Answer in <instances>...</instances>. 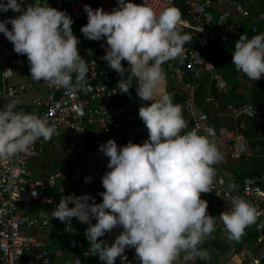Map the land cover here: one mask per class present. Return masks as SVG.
<instances>
[{
  "label": "clouds",
  "instance_id": "clouds-1",
  "mask_svg": "<svg viewBox=\"0 0 264 264\" xmlns=\"http://www.w3.org/2000/svg\"><path fill=\"white\" fill-rule=\"evenodd\" d=\"M9 9L20 14L0 20V33L16 53L27 56L31 78L50 86L83 90L90 70L79 54V39L69 14L49 6L47 0L43 5L34 0L26 8L23 0H0V12ZM85 12L88 22L81 32L91 40L106 38L103 59L124 77L118 82L119 90L128 93L135 78L141 103L151 102L142 103L138 112L148 139L123 147L114 139L102 144L99 150L109 158V170L102 177V202L95 203L90 194L68 195L61 198L51 216L61 222L75 217L87 223L88 253L98 255L105 264H116L117 257L126 261V247L135 248L140 264L205 260L208 253L199 245L215 231L216 220L208 213V202L201 193L210 191L213 165L223 160V154L206 130L202 133L196 126L184 131L187 122L182 105L173 102L171 93L161 91L166 81L163 65L182 55L191 33H181V13L173 7L157 12L144 2L117 0L111 12L87 5ZM232 65L251 80L264 76V32L251 38L240 36ZM8 74L9 70L3 71L5 79ZM20 103L12 99L0 107V159L25 153L38 139L48 141L57 132L47 117L24 111L18 107ZM89 179L86 177V182ZM92 218L96 223H91ZM219 219L228 239L238 241L245 228L256 221L257 210L240 198L230 211L220 213ZM118 225L123 231L113 243L98 239Z\"/></svg>",
  "mask_w": 264,
  "mask_h": 264
},
{
  "label": "built area",
  "instance_id": "built-area-1",
  "mask_svg": "<svg viewBox=\"0 0 264 264\" xmlns=\"http://www.w3.org/2000/svg\"><path fill=\"white\" fill-rule=\"evenodd\" d=\"M91 1L72 0L69 3V11L66 12L73 19L72 27L78 29L83 39L78 43V50L90 70L89 80L83 90L50 86L42 81L44 90L40 91L33 80L14 81L16 69L11 60L14 45L0 33V107L12 99L28 100L40 110L39 115L47 117L50 123L56 125L57 132L50 140L57 142L65 135L66 153L69 158L79 160H84L91 148L100 151V146L106 143L97 140L90 144L89 135L92 128L108 134L120 147L129 142L142 144L148 139V130L138 115L142 106L140 98L131 87L128 93L119 90L118 82L124 77L111 69L103 59L106 54V38L91 40L81 32L82 26L88 22L85 6L97 9L92 6ZM96 1L98 8L107 12L117 7V0ZM254 1L256 0H185L184 10L194 17L195 25L192 26L188 20L181 19L179 30L184 32L192 27V40L183 46L182 55L163 65L186 93L184 109L187 125L191 129L199 126L202 133L206 130L217 142L218 148H223L219 149L223 154V160L217 163L219 174L213 178L210 191L216 198L228 202L232 207L235 200L243 198L257 210L255 230L260 243V254L251 255L242 250L239 253L240 263L230 258L226 263L224 260V264H263L264 261V174H247L238 178L234 171L222 166L230 158L248 159L251 156L249 145L242 133L245 128L244 118L262 121L264 108L253 106L248 101L238 104L227 102L226 110L237 120L236 126H218L200 106L197 90L202 84L203 75L209 73L215 88L229 91L228 81L209 57L207 48L218 37L231 43L243 35L244 32L238 23L249 17L247 7ZM44 2L45 0H40L42 5ZM133 2H144L145 6L155 7L157 12L175 7V0ZM32 3L34 0H23V7L26 8ZM47 4L65 11L64 0H47ZM220 5L233 8L236 15L230 9L215 12V7ZM19 14L9 9L7 12H0V20ZM253 19L264 20V11L259 12ZM10 26L11 24L7 25L8 28ZM252 30L257 32L258 25L254 24ZM73 33L78 36L76 30H73ZM122 65L126 66L125 61H122ZM7 70L9 74L5 79L3 71ZM40 139L27 152L10 159H0V264H105L98 255L89 254V248L81 243L70 249L68 258L62 259L65 251L48 249L44 240L26 231L37 227L47 235L56 233L74 238L79 235L82 226L75 217L70 222L64 221L57 225L60 220L51 216L52 210L62 197L79 196L77 192L80 191V177L67 166H61L46 179L36 178L30 170L29 161L43 158V153L37 146ZM66 184L73 190H66ZM104 191L102 188H94L86 190L84 194H90L94 197V202L101 203L100 193ZM91 223H96V220H91ZM83 225L85 229L89 226L87 223ZM124 255L127 260L122 262L121 258L117 257L116 264H140L135 248H126ZM195 261V264H198L200 259Z\"/></svg>",
  "mask_w": 264,
  "mask_h": 264
},
{
  "label": "crops",
  "instance_id": "crops-1",
  "mask_svg": "<svg viewBox=\"0 0 264 264\" xmlns=\"http://www.w3.org/2000/svg\"><path fill=\"white\" fill-rule=\"evenodd\" d=\"M72 0H64L65 3V11H69V3ZM182 0V6L185 9V3ZM92 6L95 8L99 7V4L96 0L91 1ZM49 5V4H48ZM49 6H52L51 4ZM248 11H249V17L246 19H243L238 24L240 28L243 30L244 34L246 35L252 30V27L254 24L258 25V30L263 31L264 30V20H258L255 21L253 18L261 11H264V0H256L254 2H250L248 4ZM223 9H230L234 15H236V12L233 8H230L226 5H220L215 7V12L223 10ZM185 20V19H184ZM189 21V20H188ZM12 26L9 27L11 29ZM214 28V27H213ZM76 31L78 32V29L76 28ZM187 30L181 33H185ZM193 37V35L191 36ZM192 40V39H191ZM190 40V41H191ZM226 41L218 37V39L210 43L207 48V53L209 57L216 63L218 59L220 58L219 51L223 50L226 46H228ZM218 50V53H217ZM11 60L13 64L15 65L16 69V77L17 78H25L24 80L20 79L19 82H25L28 80H33L31 78L30 73V65L27 59L26 55L18 54L15 51L13 52V55L11 56ZM126 62V61H125ZM127 64V63H126ZM217 65V63H216ZM218 68V66H217ZM165 71V70H164ZM170 78L173 80L174 83H171L169 86L167 81V73H166V81L164 85L162 86L161 91L171 93L173 95V102L177 103V93L179 91V87H181L175 78H173L170 71ZM1 73V70H0ZM224 76V75H223ZM37 84V89L40 91H43V84L42 81H36L33 80ZM1 88V86H0ZM158 98V97H157ZM20 104L18 105L19 108L23 109L26 112H35L38 115L40 114V110L33 106L28 100H20ZM151 102L148 101V104ZM183 116H185V110L183 109ZM187 128H190L187 125ZM93 129V128H92ZM90 130L89 135V142L90 144H94L97 140H102L103 142H107L110 140V136L108 134H105L101 132L100 130ZM94 131H100V134L98 132ZM186 131V129L184 130ZM94 132V133H92ZM99 134V135H98ZM38 149L42 151L43 158L41 159H31L29 161V167L32 166L34 172L31 170V172L34 174L36 178L39 179H46L51 173H53L58 167L61 166H67L70 171L76 173L79 175V184H80V191L77 192L79 196L83 195L86 190L94 189V188H103L102 185V177L103 175L109 170L107 168L109 158L104 155L102 151H95L93 148L90 149L87 157L84 160L79 159H71L69 158L68 154L66 153V136L63 135L57 142H52L51 140L45 141L43 138L40 139V141L37 144ZM32 163V164H31ZM81 169V173H77L75 170ZM43 174V175H42ZM219 174V171H216L215 176ZM214 176V177H215ZM90 177V179L86 182L85 178ZM66 190H73V188L69 185H65ZM201 198L206 200L208 202V213L212 216H214L216 220V228L215 231L211 233V237L213 239V242L217 249L219 250L221 256L225 260V263L230 259L234 258L238 263H240L241 259L239 257V253L242 250H246L251 255H259L260 254V243L258 240L256 242L251 241V235L256 232L255 230V222L248 227L245 228L243 235L238 241H232L228 239V234L224 230L223 223L219 219L220 213L223 211H230L232 206L223 200H220L216 198L211 191L206 193H201ZM91 203V202H90ZM97 203V202H95ZM211 212H214L213 214ZM92 221H95V218L91 219ZM57 225L62 224L61 221H58L56 223ZM81 229L79 231V235L74 237L75 242L70 243L69 237L70 236H61L64 237L67 240V243H64L62 241V245L60 243H55L54 249H51L52 251H65L64 256L62 259H66L69 257V251L73 246H76L77 244L81 243L84 247L90 248V242L87 240L85 236V227L83 223H81ZM123 229L121 226H116L111 232L106 233L103 237H99L100 240H105L109 244L113 243L116 236L122 232ZM53 234V235H52ZM49 235L55 236L58 235L56 233H52ZM47 235V234H46ZM38 237H40L38 235ZM42 240L45 241L46 245L47 242L45 239L40 237ZM127 248V247H126ZM190 264V262H188ZM193 264L196 263V261L192 262ZM264 264V261H263Z\"/></svg>",
  "mask_w": 264,
  "mask_h": 264
},
{
  "label": "trees",
  "instance_id": "trees-1",
  "mask_svg": "<svg viewBox=\"0 0 264 264\" xmlns=\"http://www.w3.org/2000/svg\"><path fill=\"white\" fill-rule=\"evenodd\" d=\"M183 1L185 3V0ZM72 30H76V27H72ZM261 32H264V30H258L257 32L251 30L246 35L251 38ZM77 34L79 42L83 41L81 35L78 32ZM239 38H236L223 50L219 51V55L224 56L226 64H228L229 67L233 69V80L224 76L229 83V91H223L215 88L210 80L209 73H205L203 75L202 84L197 90V100L200 106L206 112H208L211 121L218 126H227L231 128L236 126L237 120L230 116L228 111L226 110L225 104L227 102L238 104L244 101H248L253 106L264 108V76L256 81L251 80L247 78L246 75H244L242 72H238L235 69L234 65H232V56L235 48V43L239 40ZM125 68L128 69L127 64ZM126 74L128 75L127 72ZM19 81L20 80H17L16 82ZM136 87L137 85L133 78L131 88L133 89V92L135 94H137ZM178 89L179 91L176 95V102L181 104L184 109L187 96L182 87H179ZM244 119L245 128L242 130V133L244 134L245 140L249 145L251 156L248 159H246L245 157L237 159L230 158L226 163L222 164L224 168L234 171L238 178H241L242 176L247 174H264V116L262 118V121H258L257 119L250 117ZM188 130L191 129L186 128V131ZM213 167L215 169V173L216 171H219V166L217 164L213 165ZM251 238V241L256 242L258 240L257 232L253 233L251 235ZM199 248L201 250L207 251L208 255L207 259H200L198 264H212L211 256L204 241L201 242Z\"/></svg>",
  "mask_w": 264,
  "mask_h": 264
},
{
  "label": "rangeland",
  "instance_id": "rangeland-1",
  "mask_svg": "<svg viewBox=\"0 0 264 264\" xmlns=\"http://www.w3.org/2000/svg\"><path fill=\"white\" fill-rule=\"evenodd\" d=\"M216 63H217L219 72L222 75H224L226 78H230L231 80H233V69L230 68L228 64H226L224 56L220 55V58L218 59V61H216ZM163 68L166 71L167 76H168L166 83L170 86L171 83H174V82H173V80L169 79L171 76H170V73L168 72V70L164 66H163ZM20 79L24 80L25 78H22V77L17 78L16 76L14 77V81H17ZM0 86H1V74H0ZM92 130H98V129L94 128ZM94 132H98L100 134V131H94ZM94 132H92V133H94ZM219 149H223V148H219ZM30 168L35 174V171L33 170L32 166ZM75 171L77 173H79V172L81 173V169H76ZM211 213L213 214L214 212H211ZM26 231L29 233H32L34 235H37V236L39 235L40 237L45 239L47 242L48 249H54L53 247H54L55 243H60L61 245L63 243L62 241H64V243H67V240L64 237H61L59 235L52 236L53 234L52 235H46L41 230H39L37 227L27 229ZM69 238H70L69 239L70 243L75 242L74 238H72V237H69Z\"/></svg>",
  "mask_w": 264,
  "mask_h": 264
},
{
  "label": "water",
  "instance_id": "water-1",
  "mask_svg": "<svg viewBox=\"0 0 264 264\" xmlns=\"http://www.w3.org/2000/svg\"><path fill=\"white\" fill-rule=\"evenodd\" d=\"M51 7H54V6L52 5ZM174 8H177V10L180 11L182 19L189 20V22L192 26L195 25L194 17L192 15H188L186 13V11L184 10V8L182 6V0H175V7ZM187 32L191 33V36H192L193 35V28L192 27L188 28L185 33H187ZM126 63H127L128 68H130L129 63L127 61H126ZM134 80L136 82L135 78H134ZM136 85H137V82H136ZM142 103H143V106L148 105V101H142ZM204 243H205L207 250L211 256L212 264H224V259L221 256L217 247L215 246L211 235L209 238L204 240Z\"/></svg>",
  "mask_w": 264,
  "mask_h": 264
}]
</instances>
